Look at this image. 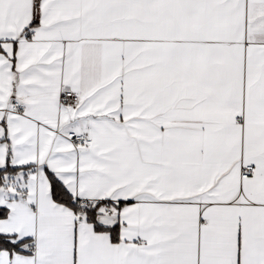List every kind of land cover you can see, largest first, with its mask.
<instances>
[{"label": "snow or ice", "instance_id": "obj_1", "mask_svg": "<svg viewBox=\"0 0 264 264\" xmlns=\"http://www.w3.org/2000/svg\"><path fill=\"white\" fill-rule=\"evenodd\" d=\"M0 264H264V0H0Z\"/></svg>", "mask_w": 264, "mask_h": 264}]
</instances>
